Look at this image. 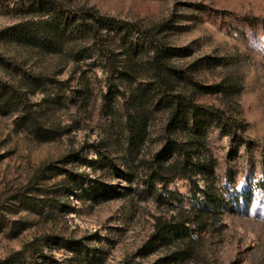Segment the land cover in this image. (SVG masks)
<instances>
[{
	"label": "rangeland",
	"instance_id": "1",
	"mask_svg": "<svg viewBox=\"0 0 264 264\" xmlns=\"http://www.w3.org/2000/svg\"><path fill=\"white\" fill-rule=\"evenodd\" d=\"M60 4L131 26H104L97 37L68 28L52 50ZM152 34L182 52L171 59L186 75L174 93L218 108L252 146L210 126L212 170L176 171L154 189L146 163L186 136L178 124L166 131ZM1 85L34 87L49 140L17 123L19 103L0 111V264H264V0H0ZM224 186L252 188L249 210L234 207Z\"/></svg>",
	"mask_w": 264,
	"mask_h": 264
},
{
	"label": "trees",
	"instance_id": "2",
	"mask_svg": "<svg viewBox=\"0 0 264 264\" xmlns=\"http://www.w3.org/2000/svg\"><path fill=\"white\" fill-rule=\"evenodd\" d=\"M58 12L60 18L65 20V23H62L63 27L59 25L56 26L53 34L54 37L52 36L53 38L48 37L46 45L52 50L62 48V39L68 28H77L82 32L93 33V35L97 37L100 36V29L104 26L113 25L121 31H128L131 26L125 21L101 16L92 8H80L66 11L64 6L60 4L58 5ZM66 14H68L67 17H65ZM29 37L35 38L34 35H30ZM150 37L154 48V54L149 60L150 70L153 72L159 91L162 94L160 102L167 106L170 114L169 123L166 125V131L172 135L175 133V125L178 124L183 127L186 136L185 141L171 137L172 139L170 138L166 145L146 163V169L150 174L149 180L146 181L147 186L150 189H154L157 181L164 182L166 175L175 174L176 171L179 172L180 176L190 177V172L194 167L202 168L203 170L201 172L203 173L204 170H208L209 172L212 170L213 166L208 164L212 157L207 154V150L205 149V141L210 126L217 125L231 134L232 141L238 144L237 147L245 145L248 148H252V146L249 145L250 142L247 138L244 136L238 137V135H236V129L232 131V129L228 127L230 124L226 121L218 108L198 105L193 98L186 96L182 91H176L174 93L175 88L172 84L185 79L186 75L182 73L184 70L178 69L171 63V59L181 55L182 52L179 48L165 44L160 37V39L158 38V34H152ZM110 66L113 71L117 70L114 64L111 63ZM132 68L134 69L135 65H132ZM208 88L209 87H207V89ZM33 93H35L34 87H29L24 92H17L8 85H1L0 111L19 103L17 107L19 112L17 123L24 126L31 133L36 134L39 138L49 140L48 130L43 127L40 117L38 116V111L34 108V105L29 99V95ZM139 119L141 126H143L146 120V112L144 110L140 112ZM234 125L237 127V123ZM201 154H204L203 158ZM122 174H124L125 178L128 180H132L131 173ZM223 192L224 195L226 194V196L231 198V204L234 203V207L237 206L239 210H249L253 198L252 188L242 191H229V189L224 186ZM224 195L221 194L218 196L216 194L207 193V201L215 206L218 205L229 208L230 203L226 202V197ZM159 196L163 197V194L160 193ZM186 213H189V215H186ZM190 213L191 212L187 210H182L181 216L183 220L180 221L179 224L181 225V229L186 232V236L189 237V241L192 242L195 237L192 234L193 227L188 225V223L192 221ZM157 219L161 220V218ZM166 224L167 223L160 222L158 223V227L167 230L170 225ZM159 225H162V227ZM196 225H201V221H197Z\"/></svg>",
	"mask_w": 264,
	"mask_h": 264
}]
</instances>
